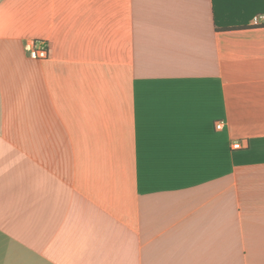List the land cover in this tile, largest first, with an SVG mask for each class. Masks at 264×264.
I'll return each instance as SVG.
<instances>
[{
    "label": "crops",
    "instance_id": "obj_1",
    "mask_svg": "<svg viewBox=\"0 0 264 264\" xmlns=\"http://www.w3.org/2000/svg\"><path fill=\"white\" fill-rule=\"evenodd\" d=\"M0 264H264V0H0Z\"/></svg>",
    "mask_w": 264,
    "mask_h": 264
},
{
    "label": "built area",
    "instance_id": "obj_2",
    "mask_svg": "<svg viewBox=\"0 0 264 264\" xmlns=\"http://www.w3.org/2000/svg\"><path fill=\"white\" fill-rule=\"evenodd\" d=\"M262 17H255L254 22L258 23L259 19ZM24 51L29 59L34 61H43L48 58V43L43 40H27L24 43ZM223 128V123H216V130H221ZM238 143L233 145V149H240Z\"/></svg>",
    "mask_w": 264,
    "mask_h": 264
}]
</instances>
